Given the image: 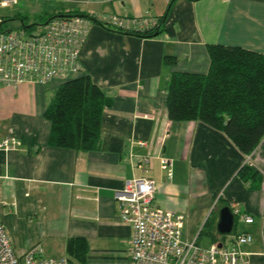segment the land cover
I'll list each match as a JSON object with an SVG mask.
<instances>
[{
    "label": "crops",
    "instance_id": "1",
    "mask_svg": "<svg viewBox=\"0 0 264 264\" xmlns=\"http://www.w3.org/2000/svg\"><path fill=\"white\" fill-rule=\"evenodd\" d=\"M169 1L19 0L0 10L1 20L13 12L25 22L38 10L134 18L167 11L156 38L89 26L80 74L111 100L102 111L97 151L47 144L43 112L60 79L0 88V140L17 142L0 150V223L16 255L39 248L43 257H65V241L78 237L87 244L86 264H128L131 228L118 219L113 194L125 180L148 178L155 182L153 204L181 215L182 241L229 248L236 235L248 234L250 242L237 250L245 264H264V137L244 156L201 122L168 121L165 109L171 73L207 71L205 45L264 55V0H172L166 10ZM47 5L52 12H44ZM164 56L175 62L165 64ZM244 163L255 172L247 181L237 176ZM223 207L233 215L227 235L216 232ZM234 209L252 222L243 223Z\"/></svg>",
    "mask_w": 264,
    "mask_h": 264
},
{
    "label": "trees",
    "instance_id": "2",
    "mask_svg": "<svg viewBox=\"0 0 264 264\" xmlns=\"http://www.w3.org/2000/svg\"><path fill=\"white\" fill-rule=\"evenodd\" d=\"M166 12L155 18L154 27L142 31L113 30L96 21L92 15L75 12H54L42 20L44 24L52 18L75 15L89 18L92 24L118 33L156 38L163 32ZM16 19L20 22L19 30L32 33L28 31L32 25L27 26L22 17ZM4 21H0L2 31ZM205 52L209 64L204 74L179 72L169 75L165 83L166 117L174 123L201 122L223 134L240 154L248 156L264 137V55L236 46L216 44L205 45ZM163 62L172 65L175 59L164 56ZM80 71L61 80L47 101L43 112L49 123L47 144L78 152H93L99 148L102 111L110 106L111 100L86 73L80 74ZM237 176L247 181L255 176V172L244 163ZM87 251L83 238L65 241L67 264H86Z\"/></svg>",
    "mask_w": 264,
    "mask_h": 264
},
{
    "label": "built area",
    "instance_id": "3",
    "mask_svg": "<svg viewBox=\"0 0 264 264\" xmlns=\"http://www.w3.org/2000/svg\"><path fill=\"white\" fill-rule=\"evenodd\" d=\"M19 0H0V10L14 6ZM90 16V15H89ZM96 21L113 30L142 31L155 26L149 17L95 16ZM89 18L57 17L47 20L40 32L0 30V88L22 83L47 84L53 79H68L80 71L79 53L86 38ZM13 138L0 140V150H11ZM146 159L139 165L144 167ZM161 168L169 164L160 160ZM140 166V167H141ZM141 167V168H142ZM169 176V172L167 174ZM155 182L148 178L125 180L113 194L120 222L131 228L128 264H245L246 258L236 246L250 242L248 234L236 235L229 248L211 245L202 249L195 241L180 239L182 217L153 204ZM243 223L252 219L234 209ZM0 264H67L65 257H43L39 248L16 255L0 223Z\"/></svg>",
    "mask_w": 264,
    "mask_h": 264
},
{
    "label": "rangeland",
    "instance_id": "4",
    "mask_svg": "<svg viewBox=\"0 0 264 264\" xmlns=\"http://www.w3.org/2000/svg\"><path fill=\"white\" fill-rule=\"evenodd\" d=\"M53 7H54L53 5H47L44 8V10H45L44 12H48V13L49 12H52ZM12 14H14V13L13 12H7V14L5 15V17L6 16L7 17L4 19L5 21L3 20L4 21V24H3V27L2 28L4 30H11V31L15 32V31L19 30L21 27H20L19 20L16 19V18H13L12 17ZM0 16H2V15H0ZM39 16H41L40 19H38ZM45 17H46L45 14L40 15L39 10H38V13H33V12L30 13V16H28L26 23H27V26H31L32 25V27H30L28 29V31L29 32H35V33L36 32H40L41 29H42V24H43L42 18H45Z\"/></svg>",
    "mask_w": 264,
    "mask_h": 264
},
{
    "label": "water",
    "instance_id": "5",
    "mask_svg": "<svg viewBox=\"0 0 264 264\" xmlns=\"http://www.w3.org/2000/svg\"><path fill=\"white\" fill-rule=\"evenodd\" d=\"M233 225V215L230 213L229 209L223 207L218 213V222L216 225V232L219 235H227L230 233Z\"/></svg>",
    "mask_w": 264,
    "mask_h": 264
}]
</instances>
